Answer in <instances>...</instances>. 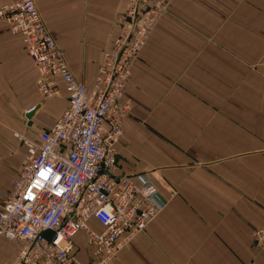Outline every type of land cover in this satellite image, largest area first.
I'll list each match as a JSON object with an SVG mask.
<instances>
[{"label": "crops", "instance_id": "crops-1", "mask_svg": "<svg viewBox=\"0 0 264 264\" xmlns=\"http://www.w3.org/2000/svg\"><path fill=\"white\" fill-rule=\"evenodd\" d=\"M130 1L35 0L88 85ZM36 78L24 37L0 19V206L26 160L14 132L38 136L68 103L61 85L44 98ZM126 98L116 172L153 166L166 205L113 264H264V245L251 236L264 226V0H170L133 63ZM77 238L79 259L92 263ZM18 249L0 236V264Z\"/></svg>", "mask_w": 264, "mask_h": 264}, {"label": "built area", "instance_id": "built-area-1", "mask_svg": "<svg viewBox=\"0 0 264 264\" xmlns=\"http://www.w3.org/2000/svg\"><path fill=\"white\" fill-rule=\"evenodd\" d=\"M169 2L130 1L91 85L74 75L35 0L0 6V19L24 37L39 93L55 97L61 85L68 100L38 136L15 132L26 148V160L0 206V236L19 244L7 264H112L165 207L150 176L152 168L131 175L116 169L122 121L132 104L123 99L132 66ZM91 220L103 229L94 228ZM81 234L91 247L92 263L78 257L76 238ZM253 236L256 244L263 243L264 228Z\"/></svg>", "mask_w": 264, "mask_h": 264}, {"label": "rangeland", "instance_id": "rangeland-1", "mask_svg": "<svg viewBox=\"0 0 264 264\" xmlns=\"http://www.w3.org/2000/svg\"><path fill=\"white\" fill-rule=\"evenodd\" d=\"M64 52V51H63ZM14 134H15V132H14ZM152 168H153V166H152ZM262 228H264V226L263 227H256V228H254L253 230H252V232H251V236H252V239H253V233L256 231V230H259V229H262ZM253 241H254V239H253ZM77 244L81 247V249H80V251H81V253H82V251H83V245H82V243H81V239L80 238H77ZM130 245V244H129ZM259 245H264V242L263 243H261V244H259ZM80 251H79V256H80ZM121 251V250H120ZM118 255H119V253H118ZM117 255V256H118ZM117 258V257H116ZM115 258V259H116ZM115 259H114V261H115ZM113 261V262H114ZM113 262H112V264H113ZM245 264H254V262L253 261H250V262H247V263H245Z\"/></svg>", "mask_w": 264, "mask_h": 264}, {"label": "water", "instance_id": "water-1", "mask_svg": "<svg viewBox=\"0 0 264 264\" xmlns=\"http://www.w3.org/2000/svg\"><path fill=\"white\" fill-rule=\"evenodd\" d=\"M36 109H37V106H35L34 109H32V110H30L29 112H27V117H28V118H31V117L34 115ZM46 235H47L48 237H50L51 233H50V232H47Z\"/></svg>", "mask_w": 264, "mask_h": 264}, {"label": "bare ground", "instance_id": "bare-ground-1", "mask_svg": "<svg viewBox=\"0 0 264 264\" xmlns=\"http://www.w3.org/2000/svg\"><path fill=\"white\" fill-rule=\"evenodd\" d=\"M37 79V78H36Z\"/></svg>", "mask_w": 264, "mask_h": 264}]
</instances>
